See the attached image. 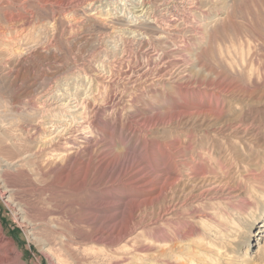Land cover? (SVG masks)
<instances>
[{
    "label": "rangeland",
    "instance_id": "1",
    "mask_svg": "<svg viewBox=\"0 0 264 264\" xmlns=\"http://www.w3.org/2000/svg\"><path fill=\"white\" fill-rule=\"evenodd\" d=\"M90 1L0 2V264H264V0H235L234 28L187 64H172L182 38L155 0L140 20V0ZM37 32L39 53L16 64L8 49ZM232 42L249 61L215 62ZM13 139L32 173L23 157L6 167ZM199 176L235 194L182 191Z\"/></svg>",
    "mask_w": 264,
    "mask_h": 264
},
{
    "label": "bare ground",
    "instance_id": "2",
    "mask_svg": "<svg viewBox=\"0 0 264 264\" xmlns=\"http://www.w3.org/2000/svg\"><path fill=\"white\" fill-rule=\"evenodd\" d=\"M2 1L4 3H8L9 1H26V0H0V2H2ZM155 1L157 2V4L156 5L154 4V5H155V8L158 10V12L163 10L164 12H166V15H168V17H170L169 19H166L165 22H164L163 29H165L166 31L163 30V32L168 34V35L169 34L178 33L180 35V37L182 38L181 42L183 43L184 49L182 48L183 46L178 48V47L175 46L174 43H171L169 41H164V47L175 46L174 48H170L168 50L169 52L171 51V54L178 53V52L182 53L181 54L182 55L181 58L175 59L176 62L172 61V64L173 63L174 64H177V63H185V64H187L188 62L189 63L190 62L191 63L195 62L197 60V56L194 57L195 54H194V52L192 53V48L193 47H196V45H200V44L202 45L203 42L207 43V41H211L212 39H216L215 34L217 33V31H218L220 26H222L221 30H224L227 25H231L232 28H234L233 26L235 25V22H234V18H235L234 1L235 0H155ZM149 2H150V0H140L139 1V7L136 8V10H134V12L136 13V14L134 13L135 14L134 15L135 16V20H140V18H142V17H144V16H146L148 14L149 6H150V3H151V2L150 3ZM99 6H101V4H99ZM97 7H98V4L95 5V1L92 0V1L89 2L88 10L89 11L95 10V9H97ZM133 8H134V6H133ZM262 8L263 7H261V9ZM154 10L155 9H153V11ZM97 11H95V12L92 11L94 13H90L89 14V16H88L89 20H97L100 23L104 22L105 17H103L102 13H98ZM105 13H107V12H105ZM192 17L193 18H198V21H200V25L201 26H199V28L197 27L198 30L194 29L190 24L186 25V23H185V20H187L189 18H192ZM160 20L164 21V19H160ZM207 20L210 23L212 21V24L208 25L209 22L206 23ZM176 22H178V24H175ZM180 23L185 26V28L183 30H181V28H180ZM202 23H205V24H202ZM132 25H135V27H136L137 23L136 24H132ZM41 26L43 27L44 30H47L46 26H48V25L42 24ZM41 37L42 36H40L38 34V32L37 33H33L32 35L29 36V40L26 43V45L31 44L30 46L23 47V48L22 47L20 48V46H17V47L11 46V48L8 49V51L11 52V54L15 57L16 64L21 65V63H23L27 58H29L30 55L39 53L37 51L39 50V43H40ZM188 44H192L191 47H188ZM23 49H25V50H23ZM185 50H188V51L185 52ZM248 52H249V50L246 51L242 44H239L238 46L237 45L235 46V43L232 42L230 44V46L225 45L223 47H218V49L216 51V54H215V57H214L213 60L215 62H217V63L223 64V65H227V66H231L233 64H236V65L239 64L240 66H242L244 63H247V61H249V59H250V56H249ZM200 53H201V51H200ZM161 55H160V57H161ZM18 71L19 70H17L16 72H18ZM178 75H179V72H176L175 76H178ZM1 114L2 113L0 112V125L3 124V118H4V115H1ZM211 115L212 114L196 115V116L193 117V121L194 122H200L202 124V122H207L208 123V122H213V121H217L218 120L217 117H213ZM1 117H2V119H1ZM4 121H5V118H4ZM236 129H237L236 126L235 127L233 126V128H231V130H233V131H235ZM6 132L8 134H6ZM2 133L6 134L5 136L8 137L7 139H9L11 137V134H12V133L10 134V132L8 130L3 131ZM2 133H1V135H2ZM2 136H0V137L3 138L4 136L3 137ZM4 138H6V137H4ZM0 141H1V139H0ZM11 142H9L11 144L10 146H13V148H15L17 150L18 154L16 156L6 157V159H5L6 161H4L6 167H9V165H12L13 164L12 162H13V160L15 158L23 157V158H20L18 160V161H21L22 163L18 164V169H16V170H19L21 172L25 171L27 173H32V167L31 166L33 165V163L31 162L30 158H26V157H28L26 154L29 151L26 150L25 147H23L24 145H20L19 143H16L14 141V139ZM206 148H207V146H206ZM220 156H222V154ZM246 160H244V161H246ZM2 171L3 172H10V171H7L6 169H2ZM227 180H224V181L228 182ZM228 185H227V183L219 180L218 177L206 178V177H200L199 176V178H193V179L186 180L182 184V188L181 189H182V191H184L186 188L187 189L189 188V190L187 191V193H189V194L194 192L192 190H197L198 193H196V196H198V197L201 196V195H203V196L207 195L208 196L210 194H218L220 191H225L227 194L233 196L235 194L234 193L235 190L229 189ZM239 193H236V195H239ZM171 204H172V202H171ZM176 205H177L176 202L171 205L170 210H169V214L173 213V210L176 209ZM2 237H3V235H1V227H0V239H3ZM70 247L75 248V246L72 245V244H70ZM202 248H200V249L202 250ZM206 250L207 249H205V251ZM0 251H2L1 247H0ZM64 253L65 254L62 255L64 258H67V257L70 258L71 257L70 255H68L67 252H64ZM181 253H183V252H181ZM184 254L187 255L186 257H188L189 260H191V258L197 257L198 253L196 254L195 252L190 250V251H188L187 253H184ZM199 259H202V258L200 257ZM173 263L174 264H185L182 261L178 262V263L175 261Z\"/></svg>",
    "mask_w": 264,
    "mask_h": 264
}]
</instances>
